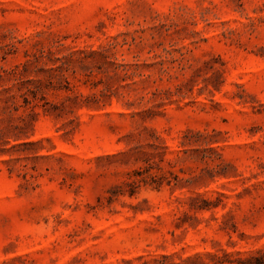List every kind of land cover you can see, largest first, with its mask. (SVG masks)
Segmentation results:
<instances>
[{
	"label": "rangeland",
	"instance_id": "rangeland-1",
	"mask_svg": "<svg viewBox=\"0 0 264 264\" xmlns=\"http://www.w3.org/2000/svg\"><path fill=\"white\" fill-rule=\"evenodd\" d=\"M0 264H264V0H0Z\"/></svg>",
	"mask_w": 264,
	"mask_h": 264
}]
</instances>
